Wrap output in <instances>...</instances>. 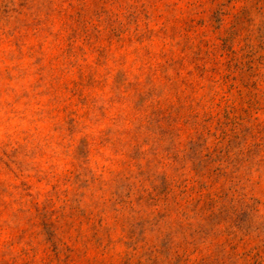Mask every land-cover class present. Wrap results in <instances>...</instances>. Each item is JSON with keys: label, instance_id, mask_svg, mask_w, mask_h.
<instances>
[{"label": "rangeland", "instance_id": "rangeland-1", "mask_svg": "<svg viewBox=\"0 0 264 264\" xmlns=\"http://www.w3.org/2000/svg\"><path fill=\"white\" fill-rule=\"evenodd\" d=\"M0 264H264V0H0Z\"/></svg>", "mask_w": 264, "mask_h": 264}]
</instances>
